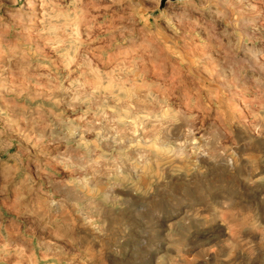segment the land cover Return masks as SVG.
Masks as SVG:
<instances>
[{"label": "rangeland", "instance_id": "1", "mask_svg": "<svg viewBox=\"0 0 264 264\" xmlns=\"http://www.w3.org/2000/svg\"><path fill=\"white\" fill-rule=\"evenodd\" d=\"M28 3L0 0V264H264V0Z\"/></svg>", "mask_w": 264, "mask_h": 264}, {"label": "bare ground", "instance_id": "2", "mask_svg": "<svg viewBox=\"0 0 264 264\" xmlns=\"http://www.w3.org/2000/svg\"><path fill=\"white\" fill-rule=\"evenodd\" d=\"M29 1V3H28V11H33V9H34V6L33 5H35V3H34V0H28ZM37 3V2H36ZM27 7V6H26ZM8 16V15H7ZM12 16V15H11ZM13 16H15V15H13ZM19 16V15H18ZM18 16H17V18H18ZM26 17V16H25ZM15 18V17H14ZM31 18V17H30ZM7 20V19H6ZM22 20V19H21ZM21 20H20V22H21ZM31 22V21H30ZM29 22V23H30ZM10 23V22H9ZM8 23V24H9ZM27 23H28V21H27ZM22 24V23H21ZM24 24V23H23ZM14 25V24H13ZM9 27V26H8ZM14 27V26H13ZM9 30V29H8ZM1 31V30H0ZM18 39V38H17ZM16 42V41H15ZM15 84V83H14ZM15 87H18V86H15ZM18 89V88H17ZM23 89V88H22ZM21 89V90H22ZM24 91V90H23Z\"/></svg>", "mask_w": 264, "mask_h": 264}]
</instances>
